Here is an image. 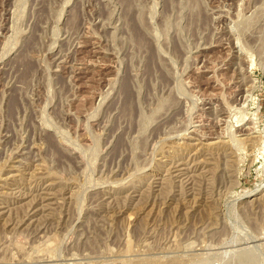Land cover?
<instances>
[{"label": "rangeland", "instance_id": "1", "mask_svg": "<svg viewBox=\"0 0 264 264\" xmlns=\"http://www.w3.org/2000/svg\"><path fill=\"white\" fill-rule=\"evenodd\" d=\"M0 264H264V0H0Z\"/></svg>", "mask_w": 264, "mask_h": 264}]
</instances>
